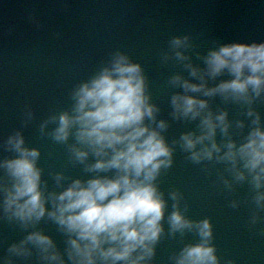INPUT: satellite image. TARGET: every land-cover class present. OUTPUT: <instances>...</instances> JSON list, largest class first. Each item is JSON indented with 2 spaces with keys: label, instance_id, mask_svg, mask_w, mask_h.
<instances>
[{
  "label": "water",
  "instance_id": "95a60500",
  "mask_svg": "<svg viewBox=\"0 0 264 264\" xmlns=\"http://www.w3.org/2000/svg\"><path fill=\"white\" fill-rule=\"evenodd\" d=\"M185 36L190 47L181 51L190 60L181 62L170 42ZM233 42L264 43V0H0V160L14 158L6 142L19 132L25 147L40 152L37 164L46 193H59L76 179L114 175L86 171L97 158L90 154L85 163L76 161L70 149L81 146L74 135L66 142L55 141L52 133L58 120L52 117L70 113L74 91L109 66L116 54L126 55L141 65L150 103L158 108L155 122L146 123L157 128L164 121L167 127L157 130L173 149L171 167L162 168L155 181L166 209L163 233L147 264H175L184 247L200 240L195 230L172 233L168 217L177 203L188 220L210 222L219 264H264V210L256 208L251 185L235 182L223 162L190 159L180 138L189 132L199 135L200 118H176L171 103L176 94L191 95L208 102L203 114L227 112L228 135L217 129L215 137L221 146L230 139L242 142L255 127V116L247 115L249 107L259 113L264 127V94L249 106L219 94L185 93L171 82L180 76L201 83L184 65L204 69L201 57ZM230 78L225 74L205 80L212 88ZM57 175L64 177L60 185ZM224 180L232 182L231 189ZM173 192L178 200L172 199ZM253 214L259 217L254 224ZM33 231L50 236L61 252L67 247V235L47 216L25 229L0 209V257L9 255L8 248ZM16 264L40 262L34 255L31 261Z\"/></svg>",
  "mask_w": 264,
  "mask_h": 264
},
{
  "label": "clouds",
  "instance_id": "9594fccd",
  "mask_svg": "<svg viewBox=\"0 0 264 264\" xmlns=\"http://www.w3.org/2000/svg\"><path fill=\"white\" fill-rule=\"evenodd\" d=\"M188 41L185 36L170 42L181 62L190 60L181 51L190 47ZM201 59L204 69L191 63L184 65L201 83H191L180 76L171 82L183 87L185 93L219 94L225 100L249 106L264 94V43L222 44ZM225 74L231 78L216 87H207L206 76L215 79ZM73 100L70 113L52 117L58 120L52 133L54 140L66 142L74 135L81 147H71L73 158L85 163L92 154L96 162L87 165L86 171L114 175L86 181L76 179L59 193H46L37 164L39 150L25 147L19 132L10 136L6 147L15 156L0 160V209L8 220L19 222L25 229L47 216L68 239L61 252L50 236L33 231L12 244L7 250L9 255L0 257V264L28 262L34 255L40 264H147L163 233L161 221L166 209L155 181L162 168L171 167L173 149L157 130L167 127L164 121L157 128L146 123L155 122L158 108L150 103L141 65L126 55L116 54L109 66L74 91ZM171 103L176 118H200V134L189 132L180 138L184 151L191 154L190 159L197 163L215 159L228 165L227 171L235 182L248 181L255 193L256 208L264 210V127L260 126L259 113L249 107L247 115L255 116V127L242 142L230 139L221 146L215 137L217 129L228 135L227 112L203 114L208 102L191 95L176 94ZM238 126L244 127L242 122ZM63 179L57 175V184ZM223 183L232 188V182ZM171 195L178 200L177 193ZM173 207L176 210L168 217L172 233L195 230L200 238L198 243L183 248L175 264H219L211 243L210 222L190 221L181 213L178 203ZM258 219L253 214L252 223Z\"/></svg>",
  "mask_w": 264,
  "mask_h": 264
}]
</instances>
